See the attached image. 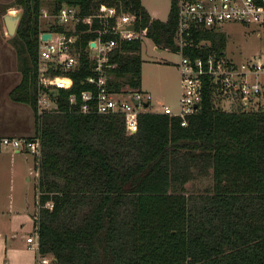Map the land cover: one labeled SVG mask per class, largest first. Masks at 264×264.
I'll return each instance as SVG.
<instances>
[{
	"label": "trees",
	"instance_id": "1",
	"mask_svg": "<svg viewBox=\"0 0 264 264\" xmlns=\"http://www.w3.org/2000/svg\"><path fill=\"white\" fill-rule=\"evenodd\" d=\"M45 1L15 0L23 8L12 35L22 78L9 93L35 112L36 130L28 137L41 145L34 154L40 253L52 255L50 264H264V105L225 109L220 87L206 75L203 98L187 124L178 115L146 109L139 112L138 130L129 132L120 112L80 111L82 90L96 88L87 76L100 74L90 39H116L103 55L109 89L140 87L143 39L116 33L118 17L132 14L138 32L178 50V6L171 0L168 17L161 19L142 0H50L51 12L67 2L93 17L77 23L72 49L79 61L68 71L73 85L45 87L56 107L40 112ZM102 2L116 13L99 15ZM200 38L209 42L184 52L225 51L224 30L198 28L194 39ZM197 174L212 175V182L191 191L187 184Z\"/></svg>",
	"mask_w": 264,
	"mask_h": 264
},
{
	"label": "built area",
	"instance_id": "2",
	"mask_svg": "<svg viewBox=\"0 0 264 264\" xmlns=\"http://www.w3.org/2000/svg\"><path fill=\"white\" fill-rule=\"evenodd\" d=\"M178 6V25L176 30V42L182 53L177 63L181 75V94L180 107L174 109L168 104L163 105L161 111L171 115L181 117V123H188V115L196 112L203 98L204 77L210 76L220 87L222 100L229 98L232 101L240 102L244 105L251 101L256 105L264 103V58L261 56L255 58H246L242 60L228 57L222 52L218 54L210 51L206 56H192L184 52L185 46L206 45L209 40L200 38L197 42L194 39V32L198 28L213 30H225L221 27L224 22L238 21L256 23L264 26V0H175ZM115 6L102 2L99 5L98 14L102 16H111L116 13ZM41 15L48 18V24L60 25L63 28L55 27L43 28L39 37V65H38V85L40 89L49 87L58 89L59 87L69 88L73 85L74 79L68 73L70 69L78 65V55L72 49V43L77 37L76 27L79 21L90 23L92 14L81 13L79 5L64 2L57 12H51L49 8H43ZM134 22V16L128 12L122 13L114 31L121 37H136L142 34L128 27V24ZM72 29L74 32L68 33ZM51 31L52 36L42 37L43 31ZM94 41V44H91ZM116 39L109 38L103 41L101 37L91 38L89 45L91 49H97L99 54H105L108 49L115 45ZM97 56L98 65L96 68L100 74H90L87 80L96 83L95 89H84L81 92L82 102L79 110L83 112H120L125 119V125L129 132H135L139 128V112L150 109L152 93L149 90L140 87L127 88L122 87L120 91L109 89L106 75L102 69L104 57ZM95 60V61H96ZM55 68H60L64 72H54ZM46 90V89H45ZM47 91V90H46ZM41 99V98H40ZM138 100V103L135 100ZM46 100L44 107L39 104V111L48 108L51 98ZM71 102L77 101V96L72 93ZM145 100L149 103L146 105ZM221 100V104H222ZM39 102V98H38ZM56 106V105H55ZM223 106V105H222ZM50 108V107H49ZM1 141L4 144L23 148L34 154H39L41 150L39 138L18 137L3 135ZM47 201L46 205H52ZM36 236V237H35ZM36 239L39 248L38 232L36 235H28L27 240ZM53 257L50 254L39 256V264H50Z\"/></svg>",
	"mask_w": 264,
	"mask_h": 264
},
{
	"label": "rangeland",
	"instance_id": "3",
	"mask_svg": "<svg viewBox=\"0 0 264 264\" xmlns=\"http://www.w3.org/2000/svg\"><path fill=\"white\" fill-rule=\"evenodd\" d=\"M144 1L148 6L155 8L154 10L157 12L155 15L158 18L166 19L168 17L171 0ZM49 4L50 0H46L43 8H49ZM18 7L15 0H0V42L5 40L6 43V52L5 47L0 46V117L5 123H8L18 113L27 112L23 107L6 104L7 101L12 103L15 101L10 97L9 92L21 80L22 69L17 44L13 36L7 33L3 16L8 9ZM40 22L42 28L49 25L48 18L45 15L40 16ZM221 27L225 29L224 31L227 34L225 53L228 57L238 60L259 56L264 58V27H260L256 23L246 24L238 21L224 22ZM4 30L6 34L3 38L2 33ZM141 36L144 58L142 86L152 93L150 108L160 111L163 109L164 104H168L174 109H178L180 107L181 75L177 63L181 58V51L159 47L151 37L143 33ZM91 55L101 56L103 54H99L97 49H91ZM40 98L49 99V92L40 89L39 104L41 103V107H44L46 100L42 101ZM29 105L34 118V109L31 104ZM55 105L53 101H50V108L56 107ZM222 105L225 109L252 108L256 105V102L251 101L250 104L244 105L229 98H224ZM16 123L19 124L21 121L15 119L14 123L10 125L15 127L8 128L7 132L22 136L24 132ZM31 134H34V131ZM13 148V146L4 144L1 141L0 257L9 258L11 264L17 260L19 264H38L40 251L36 246V241L32 243V247H29L26 239L27 233L33 235L37 233L34 218L36 209L35 155L26 149L15 153ZM211 182L212 175L197 174L189 180L187 186L191 191H200L206 185H210Z\"/></svg>",
	"mask_w": 264,
	"mask_h": 264
},
{
	"label": "crops",
	"instance_id": "4",
	"mask_svg": "<svg viewBox=\"0 0 264 264\" xmlns=\"http://www.w3.org/2000/svg\"><path fill=\"white\" fill-rule=\"evenodd\" d=\"M143 1V3L146 5V7L149 9V11L151 12V14H152V16H154V17H158V16H156L155 15V13H157L156 12V10H154L155 8H152V6H148L147 4H146V2L144 1V0H142ZM151 5V4H150ZM3 18H4V16H3ZM4 22H5V20H4ZM43 29V28H42ZM6 34V32H5V30H4V32L2 33V35H3V38H4V35ZM6 39V38H5ZM4 46L5 47V52H6V43H5V40L3 41V42H0V46ZM142 47H143V45H142ZM4 49V48H3ZM142 57H143V55H142ZM143 61H144V58H143ZM142 64H143V62H142ZM141 87L143 88V86H142V81H141ZM144 89V88H143ZM146 90H148V89H146ZM150 91V90H149ZM151 92V91H150ZM10 93V92H9ZM10 95V94H9ZM11 97V96H10ZM14 100V99H13ZM6 104H8V105H12V106H16V107H23V108H25V110H27V112H25V113H18L16 116H13V118L12 119H10V121H8V123H5V122H3V120L1 119V117H0V146H1V137L3 136V135H8V134H10L11 136H18V137H28V136H31V135H34V134H31L33 131H34V133H35V130H36V118L34 117L33 118V115H32V112H31V108H30V105H29V103H26V102H22V101H14V103H12V102H6ZM21 104H23V105H21ZM33 108V107H32ZM161 111V110H160ZM34 114H35V112H34ZM17 120V119H19L20 121H21V123H19V124H17L16 123V125L18 126V127H20V129H21V131H23L24 132V134H22V136H19V134H11V133H8L7 132V130H8V128H13V127H15V126H10L11 125V123H14V120ZM21 135V134H20ZM21 150H23V148H18V147H14L13 148V152H15V153H18V152H21ZM35 177H36V175H35ZM28 235H33L32 233H27V236ZM27 236H26V239H27ZM36 237V236H35ZM34 241H36V240H33V241H28L27 240V242H28V246L29 247H32L33 246V242ZM36 246H37V243H36ZM2 263H4V264H11V262H10V259L9 258H7V257H5V258H3V257H0V264H2ZM22 263H24L23 261H22ZM13 264H19V261L17 260V261H13ZM38 264H39V259H38Z\"/></svg>",
	"mask_w": 264,
	"mask_h": 264
},
{
	"label": "water",
	"instance_id": "5",
	"mask_svg": "<svg viewBox=\"0 0 264 264\" xmlns=\"http://www.w3.org/2000/svg\"><path fill=\"white\" fill-rule=\"evenodd\" d=\"M22 11H23V8L21 6H19L18 8H15V9L14 8L8 9L4 13L5 25L7 28V33L9 35H13L16 32L20 18H21V15H22ZM128 27L134 29V28H136V25L134 22H131L128 24ZM51 36H52V32L49 30L42 32L43 38H48ZM94 43H95L94 41H91V44H94ZM94 65L95 66L98 65L97 60L95 61ZM135 102L138 103V100L136 99ZM144 103L147 105L149 103V101L145 100Z\"/></svg>",
	"mask_w": 264,
	"mask_h": 264
}]
</instances>
